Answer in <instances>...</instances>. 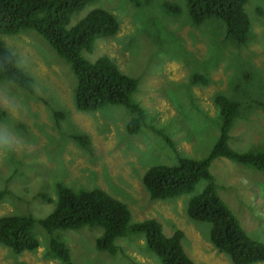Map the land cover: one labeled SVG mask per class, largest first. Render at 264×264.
I'll list each match as a JSON object with an SVG mask.
<instances>
[{
    "label": "rangeland",
    "instance_id": "374dc122",
    "mask_svg": "<svg viewBox=\"0 0 264 264\" xmlns=\"http://www.w3.org/2000/svg\"><path fill=\"white\" fill-rule=\"evenodd\" d=\"M166 3L180 6L181 12L167 10ZM97 7L117 16L120 31L98 38L94 50L83 54L90 60L108 55L138 79L133 100L145 112L144 124L137 133H129L133 114L121 104L77 110L70 63L33 29L6 35L7 46L36 82L32 92L0 81V109L7 113L0 127L7 128L16 143L15 150L0 156V190L10 189L0 201V217L9 213L46 217L56 206L59 183L75 190L102 188L129 205L134 221L155 218L168 235L182 229L184 250L195 264H233L210 241L211 224L195 222L188 215L189 200L204 190L205 180L193 192L152 200L142 178L153 165L209 153L219 135L217 92L242 98L245 105L264 97V85L255 78L264 82V0L246 4L252 33L241 49L224 40L226 29L217 19L194 24L187 0H94L73 14L71 24ZM196 73L206 75L209 84H192ZM243 112L231 131L230 144L240 151L263 149L264 109ZM58 113L68 115L57 119ZM81 134L90 137L88 147L77 141L87 140ZM210 169L221 198L247 233L264 244V171L224 157ZM34 233L41 241L36 252L16 255L0 245V264H65L46 255L49 232L37 224ZM101 234L100 226L55 231L70 248L74 264H161L159 256L145 247L144 237L130 234L118 239L126 254L112 255L97 249Z\"/></svg>",
    "mask_w": 264,
    "mask_h": 264
},
{
    "label": "trees",
    "instance_id": "16d2710c",
    "mask_svg": "<svg viewBox=\"0 0 264 264\" xmlns=\"http://www.w3.org/2000/svg\"><path fill=\"white\" fill-rule=\"evenodd\" d=\"M94 0H0V81L8 80L24 91L34 92L35 77L18 62L15 53L5 39L33 29L47 40L57 54L70 63L76 77L74 90L75 107L79 111H96L108 104H121L130 109L133 116L127 125L129 133H137L144 124L145 112L133 100L138 79L122 71L108 55L90 60L84 51L94 50L96 40L115 36L120 22L110 10L97 7L90 10L74 25V13ZM248 0H187L188 13L194 24L200 25L211 18L225 26V41L238 49L248 44L252 33V21L246 11ZM137 4L140 2L137 1ZM167 10L180 13L181 7L166 3ZM168 12V11H167ZM233 52V51H232ZM262 85L261 77L255 76ZM206 75L196 73L192 84L208 85ZM247 93V89L236 92ZM214 102L219 112V135L209 153L202 158L179 157L175 164L151 166L143 175V183L152 200H169L193 192L199 181L207 182L204 190L194 195L188 203L187 212L195 222L211 224L210 241L219 253L229 256L233 264H254L264 261V244L254 240L243 228L237 216L217 191L212 163L218 158H229L238 163L264 171V148L240 151L230 144L231 131L244 110L251 114L254 107L264 109V97L241 100L235 95L217 92ZM58 113V118L66 117ZM7 113L0 109V120ZM69 117V116H68ZM87 140L77 139L89 146ZM171 142V141H170ZM171 144H173L171 142ZM174 145V144H173ZM10 189L0 190V201ZM46 200L52 201L51 198ZM39 224L49 237L46 255L65 264H74L67 243L55 236L56 230H79L84 226H100L102 234L95 245L98 250L116 255L124 248L118 239L136 235L144 237L145 247L154 252L161 264H195L184 249L185 233L176 228L171 235L164 231L155 218L133 220L129 205L110 195L102 188L75 190L59 183L56 206L46 217L37 219L33 214L9 213L0 217V245L9 247L16 255L25 251L36 252L41 241L34 233ZM131 234V235H130ZM130 235L127 238H123ZM136 263L139 261L132 258ZM23 264H26L23 262Z\"/></svg>",
    "mask_w": 264,
    "mask_h": 264
},
{
    "label": "clouds",
    "instance_id": "9594fccd",
    "mask_svg": "<svg viewBox=\"0 0 264 264\" xmlns=\"http://www.w3.org/2000/svg\"><path fill=\"white\" fill-rule=\"evenodd\" d=\"M15 148L16 143L9 134L7 128L0 127V156L7 155L11 151L15 150Z\"/></svg>",
    "mask_w": 264,
    "mask_h": 264
}]
</instances>
